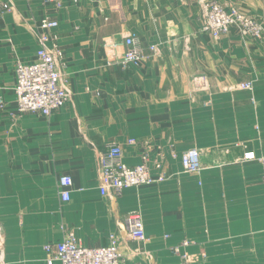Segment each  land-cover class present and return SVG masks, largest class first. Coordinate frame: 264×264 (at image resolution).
I'll list each match as a JSON object with an SVG mask.
<instances>
[{
  "label": "crops",
  "instance_id": "1",
  "mask_svg": "<svg viewBox=\"0 0 264 264\" xmlns=\"http://www.w3.org/2000/svg\"><path fill=\"white\" fill-rule=\"evenodd\" d=\"M217 1L264 28V0ZM44 19L59 23L69 94L48 117L20 113L15 92L16 64L37 61ZM202 19L197 4L181 0H0L6 264H48L45 246L63 242L68 231L89 248L124 236V264H182L185 253L202 256L201 264H264V36L232 28L216 39L202 31ZM130 37L146 60L128 69L109 65L125 55ZM112 38L118 48L106 47ZM199 76L208 78L207 90L196 88ZM246 82L252 91L238 87ZM130 140L146 143L153 162L164 154L169 178L112 200L99 189L100 158L118 144L127 166L140 165L145 148ZM236 145L257 160L238 161L244 150ZM192 149L202 153L198 174L182 165ZM63 176L73 181L67 202ZM133 211L142 215L144 242L120 232V216Z\"/></svg>",
  "mask_w": 264,
  "mask_h": 264
},
{
  "label": "built area",
  "instance_id": "2",
  "mask_svg": "<svg viewBox=\"0 0 264 264\" xmlns=\"http://www.w3.org/2000/svg\"><path fill=\"white\" fill-rule=\"evenodd\" d=\"M183 3H195L200 7L202 13V31L211 34L219 39L227 34L230 29L236 28L243 36L251 38H262L264 28L254 17L232 8L227 11L225 4L217 0H181ZM10 11L9 5L2 7ZM59 23L50 19H44L39 25L40 50L38 59L33 64H16L17 85L15 87L16 102L19 112L22 114H41L50 116L65 106L69 100V94L64 86L66 80L67 64L64 62V54L57 42L59 36L56 30ZM51 43L50 47L48 44ZM127 52L123 57L114 55L109 65H119L122 69L139 67L146 60L139 41L135 37L125 40ZM118 48L120 45L115 38H112L106 47ZM151 51L156 54L157 48L151 46ZM196 88L207 90L209 80L206 76L194 78ZM242 90H253L252 82L242 83L238 86ZM130 144L139 145L145 148L144 142L130 140ZM236 149L244 150L240 162L257 160L254 153L245 150L242 145H236ZM226 149L225 152H229ZM123 149L118 144H110L106 152L100 158L99 189L102 196L111 197L116 200L125 189L148 185L154 182H162L169 178L165 172L164 154L152 161L149 151L145 148L142 154V163L136 167H129L123 162ZM176 157L174 151L171 152ZM202 153L198 149H192L182 155L183 169L187 173L198 174L203 168ZM264 164V158L260 160ZM152 169L160 172L158 179L152 177ZM73 185L70 176H63L60 179L62 189L61 197L64 202L70 200V188ZM118 225L120 232L127 238L138 242L146 240L145 227L142 215L139 211H133L120 216ZM124 236L113 234L109 244L103 247L89 248L83 246L73 231H68L63 242L48 244L45 246L47 263L53 264L59 261L61 264H124L126 256L121 250V240ZM4 229L0 223V264H6L4 256ZM189 245L185 242L183 246ZM205 257V256H203ZM202 256H191L187 253L182 255V264H201Z\"/></svg>",
  "mask_w": 264,
  "mask_h": 264
}]
</instances>
